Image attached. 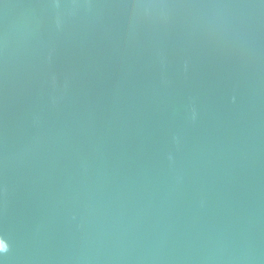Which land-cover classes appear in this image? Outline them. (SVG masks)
I'll return each instance as SVG.
<instances>
[{
  "label": "water",
  "instance_id": "1",
  "mask_svg": "<svg viewBox=\"0 0 264 264\" xmlns=\"http://www.w3.org/2000/svg\"><path fill=\"white\" fill-rule=\"evenodd\" d=\"M252 0H0V200Z\"/></svg>",
  "mask_w": 264,
  "mask_h": 264
},
{
  "label": "snow or ice",
  "instance_id": "2",
  "mask_svg": "<svg viewBox=\"0 0 264 264\" xmlns=\"http://www.w3.org/2000/svg\"><path fill=\"white\" fill-rule=\"evenodd\" d=\"M3 250H4V245L2 242H0V252H3Z\"/></svg>",
  "mask_w": 264,
  "mask_h": 264
},
{
  "label": "clouds",
  "instance_id": "3",
  "mask_svg": "<svg viewBox=\"0 0 264 264\" xmlns=\"http://www.w3.org/2000/svg\"><path fill=\"white\" fill-rule=\"evenodd\" d=\"M4 251H7V250H6V249H4V250H3V252H4Z\"/></svg>",
  "mask_w": 264,
  "mask_h": 264
}]
</instances>
